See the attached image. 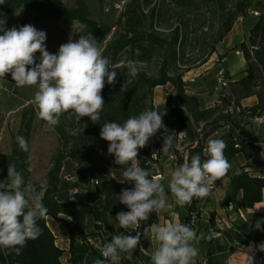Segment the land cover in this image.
<instances>
[{
  "label": "trees",
  "instance_id": "trees-1",
  "mask_svg": "<svg viewBox=\"0 0 264 264\" xmlns=\"http://www.w3.org/2000/svg\"><path fill=\"white\" fill-rule=\"evenodd\" d=\"M132 1L121 14L123 20L120 28L102 49L103 56L110 61L109 69L116 71L117 77L115 85L106 83L102 90L105 105L100 120L94 124L88 117L77 121L65 114L53 127L60 152L46 175L42 202L48 209L46 217L63 221L65 225L69 240V264H93L95 259H103L100 248L88 241L90 236L102 229H108L110 234H126L115 222L118 212L128 211L125 205L119 203L117 196L122 189L133 185L121 183L124 166L114 164V156L107 153L108 142L100 138V130L105 122L122 124L144 110H153L151 99L155 87L170 84L173 89L178 105L166 103L164 112L175 119L176 130L184 134L186 160L189 162L197 153L202 159L205 158L203 140L216 132L220 121H225L223 125L227 126L219 139L226 143L224 154L228 161L239 151L249 149L253 152L257 149L241 136L240 122L228 120V115L221 112L230 103L234 108L240 107V100L255 96L256 103L247 110L252 115L264 114V0H158V4L152 5L145 13L132 6ZM142 1L146 7L152 2ZM22 6L29 7L37 20L76 21L80 28L74 35V41L80 35L91 33L100 47L111 31L110 25L92 17L85 0H75L72 7L60 0H5V4L0 5V15L12 13ZM194 11H200V14L196 16ZM248 11L258 14L254 16L256 19L248 30L247 39L235 42L231 47L232 51L241 53L245 60L244 74L228 83L229 94L223 98V106L203 108L197 97L186 91L182 77L191 68L207 62L234 22ZM174 14L176 24L172 22ZM82 26L85 27L82 29ZM190 45H198V55L187 54V46ZM122 54L126 55L125 63H121ZM129 66L138 68L136 77L128 75ZM201 122L209 125V131L202 136L196 133ZM150 145L149 140L147 146L139 150L137 159L141 167L151 168L155 174ZM63 158L74 164L76 181L59 178L60 160ZM27 159V152L20 149L17 141L9 153H0V181L6 182L8 165L13 164L27 183ZM79 181L87 194L73 200L69 191L81 188ZM262 192L264 176H253L241 169L229 178L224 202L248 209L261 201ZM198 202L197 198H193L190 205L178 206L180 223L187 224L190 213L199 210ZM155 221L156 213H153L148 225ZM143 224L141 222V227ZM39 225L42 235L36 240H29L20 255L0 248V264H63V250L55 245L46 218L40 220ZM140 228L138 231L141 232ZM206 240L208 236H205ZM140 246L146 249L148 244L141 239Z\"/></svg>",
  "mask_w": 264,
  "mask_h": 264
},
{
  "label": "clouds",
  "instance_id": "clouds-1",
  "mask_svg": "<svg viewBox=\"0 0 264 264\" xmlns=\"http://www.w3.org/2000/svg\"><path fill=\"white\" fill-rule=\"evenodd\" d=\"M3 4L5 0H0V5ZM5 25L6 18L0 17V78L10 74L17 88L36 86L33 103L38 109L37 117L49 127L58 125L65 114L69 119L74 117L80 121L88 117L97 123L105 105L102 90L106 83L115 85L117 73L109 69L110 61L103 56L96 38L91 33L80 35L75 41L70 37L52 54L46 50V32L31 24L19 28ZM138 73L137 67L129 66L130 77ZM163 114L158 110H144L122 124L114 121L102 124L100 138L108 142L107 153L114 156L115 165L124 166L121 183L129 182L133 187L122 189L117 196L128 211L118 212L115 222L127 234H108L111 239L100 248L103 259H95L93 264H120L122 253L131 258L144 234H150L156 244L151 264H195L199 254L195 245L203 233L198 235L190 225L151 223L143 233L138 229L153 213L167 209L169 193L180 207L190 205L193 198L207 197L231 165L224 154L225 141L209 139L203 152L205 158L197 153L190 162L186 160L176 167L166 188L161 183L162 177L151 168L141 167L137 159L139 150L161 129L164 130L161 152L170 153L177 133L166 128ZM16 141L22 151H28V142L23 136L17 135ZM47 213L37 187L30 181L26 183L15 165L9 164L6 182L0 181V248L20 255L29 240L42 235L39 221ZM262 224L264 218L255 222V229L264 231ZM256 249L264 252V242L256 245ZM254 260L249 255L247 264H254Z\"/></svg>",
  "mask_w": 264,
  "mask_h": 264
},
{
  "label": "rangeland",
  "instance_id": "rangeland-1",
  "mask_svg": "<svg viewBox=\"0 0 264 264\" xmlns=\"http://www.w3.org/2000/svg\"><path fill=\"white\" fill-rule=\"evenodd\" d=\"M66 6H74L75 0H60ZM94 19L100 23H105L111 26V31L106 39L100 45L102 50L107 44L108 40L111 38L112 34L120 28L121 14L124 9L129 4L130 0H85ZM157 5L158 0H152L151 4L146 7L142 0L132 1V6H135L138 10H142L144 13L152 5ZM194 14L198 16L200 11H194ZM0 17L6 18L5 27L11 28L13 26L19 28L26 24L33 25L37 30L46 32V50L49 53L55 54L58 52V49L61 44L67 43L69 38L74 39L75 33L79 30V24L76 21H70L67 23H61L51 20H37L34 17V12L27 6H22L16 11L7 14H1ZM255 17L251 11H248L244 17L238 18L234 22V27L238 34V38L243 40L247 39L248 30L253 25ZM173 24L177 23L176 15H173L172 18ZM2 34V33H0ZM219 44V43H218ZM217 44V45H218ZM216 45V48H217ZM187 54L196 56L199 54L198 45L187 46ZM219 48H223V43L219 45ZM216 51V49H215ZM215 53V52H214ZM36 62L39 63L40 53H36ZM222 55H211L209 57V64L205 65L208 67L206 72H208L203 79L207 83L201 80V74L195 76L197 71L195 70L201 65H196L191 68L193 70L190 74H184L182 80L186 83V91L189 93V84L191 83V88L195 92L198 99L203 103L202 107L207 108L219 105L223 106V98L229 94L228 84L226 86H221L217 83V70L222 67L230 66L234 69L237 68V61L233 60V54L227 55V60L221 65ZM126 62V55H121V63ZM203 65V64H202ZM150 68V67H149ZM223 69V68H222ZM189 70V71H190ZM189 78L197 80L195 83H192ZM37 90L36 86H25L17 88L15 82L12 80L10 74H6L4 78H0V153H9L15 145L17 135L23 136L28 142V151H27V161H28V170H29V181L32 182L38 189V191L44 194L46 189V175L58 154L60 148L58 145L57 133L53 127H49L45 122L40 120L37 117V107L33 103L34 93ZM209 97V98H208ZM152 105L153 110L160 111L163 114L162 119L163 123L169 131H174L177 133L175 128V119L173 117H168L165 115L164 107L166 103H171L178 105L177 100L174 97V92L170 84L164 86H157L153 89L152 93ZM208 101V102H206ZM241 101V100H240ZM243 101V100H242ZM252 105L245 106L243 109L234 108V105L230 103L225 111H222L221 114L228 115V120H235L240 122H245L246 130L254 132L264 131V125H259L257 123V115H252L247 109ZM225 121L219 122V127L216 132L206 136L203 140L204 149L207 146V141L209 139H219L220 135L225 132L227 126L223 125ZM209 131L208 123H199L198 128H196V133L202 136L203 133ZM166 134V133H165ZM250 133H247L248 135ZM163 136L164 130H159L155 136L150 138V150L152 154L156 155L157 160H154V166L156 168L155 173H160L163 169V158H167L171 164H176L181 160V158L187 153V143L179 139L178 136L174 138L173 146L170 150V153L165 155L161 152L163 146ZM170 156L172 158H170ZM74 164L67 158L60 160V171L59 178L61 180H67L68 182L76 181V177L73 175ZM162 176V174H161ZM28 181V182H29ZM81 188L77 189L76 194H72L69 191V194L72 196L73 200L83 198L87 191L84 185L79 181ZM199 202L197 206H200V203L203 199L197 198ZM199 209V208H198ZM176 212H180V208L175 207ZM195 212V211H194ZM62 217V215H59ZM49 221V217L47 218ZM144 224L140 228L141 233L144 232V228L148 225V221H143ZM156 222V221H155ZM154 222V223H155ZM54 224L51 223L55 231L59 232L61 230L65 231V225L63 221H59V229ZM52 228V229H53ZM56 235V234H55ZM56 240L59 239L57 236ZM142 240H147V234L142 235ZM146 252V251H145ZM126 254H124L121 259H126ZM133 261H142L143 258L136 255L131 257Z\"/></svg>",
  "mask_w": 264,
  "mask_h": 264
},
{
  "label": "crops",
  "instance_id": "crops-1",
  "mask_svg": "<svg viewBox=\"0 0 264 264\" xmlns=\"http://www.w3.org/2000/svg\"><path fill=\"white\" fill-rule=\"evenodd\" d=\"M244 41L242 38H238V34L234 27V24L230 31L224 36L219 42L215 53L213 55H222L220 65L227 60L228 54H233V60L237 61L238 66L236 69L230 66L222 67L228 76L229 81H236L243 76L245 69V60L241 53L231 50V47L235 42ZM223 43V48H219V45ZM209 64V59L203 65L199 66L195 70L197 71L195 76L201 74L200 79L205 83V75L208 73L206 70L208 67L205 65ZM193 70L188 71L186 74H190ZM191 78H189L190 80ZM197 80L191 81L195 83ZM189 84V93L196 96L195 92ZM197 97V96H196ZM209 98V97H208ZM198 99V97H197ZM199 100V99H198ZM243 100V101H242ZM240 101V107L243 109L245 106L254 105L256 103L255 96H251ZM199 102H201L199 100ZM208 102V101H206ZM202 103V102H201ZM203 104V103H202ZM206 107H209L206 106ZM239 109L238 106L235 107ZM259 125H264V114L260 117H256ZM240 122V121H239ZM240 133L241 136L248 143L256 146L257 149L250 152L249 149L239 151L229 160L230 168L226 174L219 179L214 185L210 194L203 198L200 203L199 210L195 212L196 222L193 228L197 231V234L203 233V238L195 246L199 249V254L195 258V264H247V257L252 255L255 260L259 254L256 249V245L264 242V231L255 229V222L261 218H264V192H262L261 201L253 204L251 208L243 209L240 206L228 205L224 202L225 187L229 178L237 173L239 170L244 169L250 175L253 176H264V131H249L246 130L245 122H240ZM247 133H250L246 135ZM187 153L181 158V161L176 164H171L167 158H163V169L161 171L162 180L161 183L167 185L171 179L172 171L183 164L186 161ZM167 209L156 214V222L159 224H167L169 222H180L178 212L175 211L176 203L174 198L169 193V199L167 202ZM178 207V205H177ZM257 209L256 211H254ZM175 213V216L171 213ZM46 217L47 226L50 228L54 235V242L57 247L63 250L61 261L63 264H69L67 262L69 258L68 254V233L67 230L55 231L50 225L51 223L59 229V221L49 217V221ZM53 228V229H52ZM264 228V224L261 225ZM56 234V235H55ZM56 236L59 239H55ZM205 236H208V240L205 241ZM90 244L94 247L99 246L100 237L99 234H95L88 238ZM148 247L145 249L146 252L142 253L135 250L131 257L136 255L143 258L142 261H133L132 258L126 254V259H121L120 264H151V254L155 250L156 244L150 234H147L146 240ZM254 260V261H255Z\"/></svg>",
  "mask_w": 264,
  "mask_h": 264
},
{
  "label": "built area",
  "instance_id": "built-area-1",
  "mask_svg": "<svg viewBox=\"0 0 264 264\" xmlns=\"http://www.w3.org/2000/svg\"><path fill=\"white\" fill-rule=\"evenodd\" d=\"M251 12H252V14L254 16H256L258 14V12H256V11H251ZM190 81H193V79H190ZM216 81L221 86H226L230 82L229 79H228V77L225 75L224 69L219 68L217 70V78H216ZM177 136L181 140H183V138H184V134L182 132H179V131H177ZM151 157H152L153 160H157L155 154H151ZM170 158H172V157L170 156ZM155 174L161 176L160 173H155ZM71 193L72 194H76L77 193V190L76 189L75 190H72ZM229 206L230 205H228V207ZM195 214H196L195 212L190 213V219L187 222V224L190 225L191 227H193L195 225V222H196V215ZM98 234H99V237H100V244L96 248H101L102 245L106 242L107 239L108 240L111 239V236L108 235V234H110V231L108 229H102ZM126 234H127V232H126ZM130 234L135 235V232H132ZM140 248H141V246H139L136 250L144 253L145 252V249H143V251H141ZM254 264H264V252L259 251V254H258L257 258L254 261Z\"/></svg>",
  "mask_w": 264,
  "mask_h": 264
}]
</instances>
